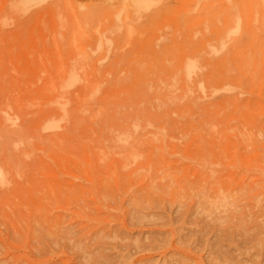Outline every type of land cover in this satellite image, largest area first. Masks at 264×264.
Listing matches in <instances>:
<instances>
[{
  "label": "rangeland",
  "instance_id": "obj_1",
  "mask_svg": "<svg viewBox=\"0 0 264 264\" xmlns=\"http://www.w3.org/2000/svg\"><path fill=\"white\" fill-rule=\"evenodd\" d=\"M152 1L0 0V264H264V0Z\"/></svg>",
  "mask_w": 264,
  "mask_h": 264
},
{
  "label": "bare ground",
  "instance_id": "obj_2",
  "mask_svg": "<svg viewBox=\"0 0 264 264\" xmlns=\"http://www.w3.org/2000/svg\"><path fill=\"white\" fill-rule=\"evenodd\" d=\"M152 0H132V2L136 3L137 5L136 6H140L141 4L143 3H146V2H151ZM162 1V0H161ZM226 1V0H225ZM17 2V1H16ZM153 2V1H152ZM264 3V2H263ZM146 4H144L145 6ZM256 5V4H255ZM261 5V3H260ZM132 6V5H131ZM253 6V5H252ZM254 7V6H253ZM256 7V6H255ZM138 8V7H137ZM136 8V9H137ZM141 8V7H140ZM263 8V7H262ZM20 9V8H19ZM133 11V10H132ZM256 11V10H255ZM122 14V13H121ZM255 15V14H254ZM137 17V16H136ZM114 19V18H113Z\"/></svg>",
  "mask_w": 264,
  "mask_h": 264
}]
</instances>
